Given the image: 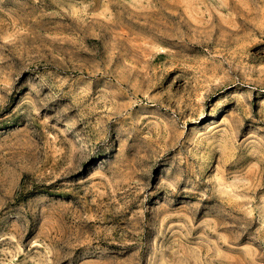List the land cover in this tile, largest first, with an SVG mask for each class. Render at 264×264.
Returning <instances> with one entry per match:
<instances>
[{"label": "rangeland", "instance_id": "1", "mask_svg": "<svg viewBox=\"0 0 264 264\" xmlns=\"http://www.w3.org/2000/svg\"><path fill=\"white\" fill-rule=\"evenodd\" d=\"M0 264H264V0H0Z\"/></svg>", "mask_w": 264, "mask_h": 264}]
</instances>
